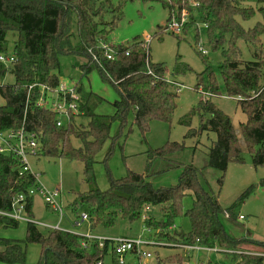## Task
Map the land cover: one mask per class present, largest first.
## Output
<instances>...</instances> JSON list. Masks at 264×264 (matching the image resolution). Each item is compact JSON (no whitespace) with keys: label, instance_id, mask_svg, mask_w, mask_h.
<instances>
[{"label":"trees","instance_id":"obj_1","mask_svg":"<svg viewBox=\"0 0 264 264\" xmlns=\"http://www.w3.org/2000/svg\"><path fill=\"white\" fill-rule=\"evenodd\" d=\"M113 1L0 0V55H6V35L16 34L12 52L14 62L9 67L0 63V78H4L7 73L14 78L13 85H0V97L4 101V105L0 106V130L21 126L29 86L45 84L56 87L59 84L57 73L60 57H84L86 63L80 66L82 78H87L91 72L96 71L102 83L114 88L118 99L112 103L113 115L95 113V106L91 103L93 94L84 92L77 83L74 86L83 102L80 109L87 122L77 124L76 119H72L67 126L57 128L52 114L34 107L33 101L38 92V88H34L29 93L31 103L26 111L25 126L28 131L39 134L42 155L82 164L83 182L90 189L77 195L74 208H86L90 230L111 229L117 219L130 224L142 221L146 214L145 208H158L161 220H156L150 214L142 221L146 228L160 232L156 235L158 240L163 238L183 245L219 247L232 251L225 255H229L234 264H264V257L233 254L242 245L264 248V243L230 237L219 219V215L223 213L230 221L236 222V209L247 199L252 188H248L233 204L223 209L217 196L201 185L198 179L201 172L192 165L183 166L174 186L155 189L148 181L149 169L153 164L183 151L184 142H167L159 148H149L145 152L143 174L127 169L125 177L117 180L109 178L107 190L100 191L95 187L96 157L108 140H111V145L104 155V161L110 154L112 140L116 137L110 135L114 122H119L122 127L127 113L132 110L133 123L144 135L151 121L170 123L176 108V96L165 83L164 65L151 62L148 46L143 40L134 39L126 47L112 46L117 52L113 60L103 57L99 45L105 44L106 36L121 21L123 5L127 0L120 1L116 6ZM142 1L159 2L168 11V19L174 10L179 13L188 4V0ZM193 2L197 4L199 13L203 14L199 20L206 26L208 45L213 51L219 50L222 57L218 64V83L211 66L198 53L205 63V69L196 75L195 90L205 84L203 89L210 98L220 95L222 90L225 97L236 99L237 107L246 117V122L239 125L245 150L253 167L264 166V62L256 58L257 61L243 63L237 46L239 41H243L246 47L254 46L259 42V37L264 35V27L259 23L245 31L238 22L248 21L253 17V13L244 8L245 3H255L258 6L264 5V0ZM260 14L264 21L261 11ZM105 16L110 17L109 22L105 20ZM184 28L187 29V26ZM74 34L77 37L76 44H72ZM89 49L97 56V62H92L87 52ZM148 70L156 78L148 75ZM97 99L99 102L101 98ZM197 109L200 113L199 131L216 134V140L208 150L207 166L222 173L218 179L220 186L228 164H244L245 159L230 118L217 109L210 99L202 101ZM193 113L192 111L183 117L179 124L188 127ZM188 135L190 131L187 132L186 136ZM72 139L79 145L74 146ZM33 185L32 176L18 175L16 158L0 154V211L9 212L12 196L25 193ZM187 193L192 198V205L183 211L182 200ZM25 215L32 218V198H26ZM181 217L189 221L190 230L187 233L179 228L171 229ZM18 223L0 216V227L4 229H16ZM81 240L78 234L55 229L42 234L36 225L27 223L23 240H0V264H25L26 248L31 244L38 245L40 249L35 264H96L98 261L103 264L105 256H109L117 264L115 256L108 253V241L103 249H99L96 243L83 249Z\"/></svg>","mask_w":264,"mask_h":264},{"label":"rangeland","instance_id":"obj_2","mask_svg":"<svg viewBox=\"0 0 264 264\" xmlns=\"http://www.w3.org/2000/svg\"><path fill=\"white\" fill-rule=\"evenodd\" d=\"M122 0H114L116 6ZM261 6L263 9H261ZM244 8L253 13V17L248 21H239L241 27L248 31L256 23L264 27L262 15H264V5L255 3H245ZM199 8L193 0H188V4L177 13L172 15L180 20L185 18L187 29L179 34L166 31L168 20V11L162 7L159 2L127 0L123 5L122 19L116 28L110 32L105 39V44L113 47H126L134 39L144 40L150 37L148 44L149 56L152 63L164 65V78L175 84L182 86L179 93H175L174 86L168 85L170 91L175 94V110L170 123L161 121H151L147 132L143 135L134 125L133 112L130 110L125 123L121 127L119 122H114L111 126L110 135L116 136L113 139L110 154L104 161V155L108 151L111 140H108L101 152L96 157L94 165V174L98 190L108 189L109 178L121 179L125 177L126 170L129 169L136 173H144L146 164L145 152L149 148L156 149L167 142H184L185 149L179 153L169 155L165 161L156 162L149 169L151 184L153 188H168L177 183L178 176L183 166L192 165L200 170L198 177L201 185L209 192L217 196L221 208L226 209L233 204L239 196L248 188H252L247 199L236 209V215L242 216V221L232 222L223 213L219 219L223 224L225 232L235 239H249L264 243V166L253 167L249 154L246 152L242 137L239 131V125L246 122V117L237 107L236 99L225 97L222 90L220 95L210 98L208 92L203 87L195 90L196 75L201 74L205 69V63L202 62L198 54L201 48L206 54L201 55L211 66L212 73L220 83L218 64L221 62V52L213 51L208 45L206 27L199 19L203 14L199 13ZM264 17V16H263ZM106 21H110L109 16H105ZM260 27V26H259ZM258 27V28H259ZM16 40V34L8 33L6 35V51L4 54L10 55L13 52V44ZM77 37L74 34L72 44H76ZM113 46V47H112ZM241 51V61L260 60L264 62V35L259 37V42L254 46L246 47L243 41L237 43ZM253 53V54H252ZM86 60L82 56L68 55L59 59L58 79L59 83L69 87L77 83L84 92L93 94L91 103H93L94 112L99 115L111 116L114 113L112 103L118 99L114 88L106 83H102L96 71L91 72L87 78H82L80 66L85 64ZM186 68H189L188 70ZM186 69V70H185ZM264 73V68L262 70ZM14 78L7 73L4 78H0V85H13ZM97 97L100 99L98 102ZM213 105L227 115L235 133L238 137L239 145L242 149V155L245 159L244 164L229 163L223 174L222 184L219 186L218 179L222 173L213 170L207 166L208 150L216 140V134L211 131H199L200 118L197 111L202 101L208 100ZM4 105L0 97V106ZM190 125L185 127L179 124V121L191 112ZM207 116L204 117L206 119ZM86 117L76 118V123L86 124ZM190 131V135L187 132ZM72 144L78 146L79 143L72 139ZM145 155V156H143ZM31 171L39 175L38 182L46 189H60L61 197L59 199L62 209V217L48 209L41 197L35 194L32 198V218L35 222L48 223L50 225L58 224L60 231L73 234H84L90 232L94 235H100L106 239L116 237L129 238H148L153 239L154 235L146 231L142 221L151 214L156 220H161V211L158 208L145 209L142 221L132 224L125 220L117 219L115 225L107 230H90L88 222L80 223L81 214H87L84 207L74 208V203L78 194H84L90 189L83 182L82 164L75 161H67L53 157H47L42 154L31 157L29 160ZM192 205V198L189 193L182 200L183 211L188 210ZM88 215V214H87ZM59 222V223H58ZM79 222V223H77ZM27 223L20 221L16 229H4L0 227V240L13 239L23 240L25 238ZM42 234H46L49 229L37 226ZM179 228L184 233L189 232L190 224L187 218L181 217L171 229ZM157 231V230H155ZM158 232H155V240L161 242V246H149L147 251L151 254V259L147 262L136 260L134 256L127 255L124 258V264H234L229 255L223 253H207L204 251L192 252L190 256L180 246L178 242L172 240H158ZM160 239V238H159ZM240 249L234 251L235 255H254L260 257L264 255V248H256L251 245H242ZM217 251H221L216 247ZM2 248L0 247V251ZM224 250V249H222ZM40 249L38 245L31 244L26 248L25 264H35L39 258ZM167 258L172 259V261ZM103 264H114L109 256L103 258Z\"/></svg>","mask_w":264,"mask_h":264},{"label":"built area","instance_id":"obj_3","mask_svg":"<svg viewBox=\"0 0 264 264\" xmlns=\"http://www.w3.org/2000/svg\"><path fill=\"white\" fill-rule=\"evenodd\" d=\"M197 6V4H195ZM186 24L185 18L180 20L176 19L172 14L167 20L166 23V31H171L172 33L179 34L183 32L184 26ZM206 27V26H205ZM150 37H146L143 41L145 44H149ZM100 51L103 53V57L106 60H113L117 55L116 50H113L107 44L99 45ZM200 53L206 54L201 48L199 49ZM88 54L91 57L92 62H97V56L93 54L91 49H89ZM14 62L13 54L10 55H0V63L6 67H9ZM148 75L156 78L153 73L148 70ZM166 84L170 86H174L175 93L180 92V88L182 86L175 84L170 80H165ZM34 88H38V92L33 101V105L36 109L46 111L54 116V122L57 128H63L70 124L72 119H76L81 117L83 111H81V106L83 102L77 89L75 86H65L59 83L56 87H51L48 85H31L27 88V97L23 110V119L21 126L19 128H11L0 130V154L5 156H11L18 160V175H30L34 178V185L26 190L25 193H19L12 196L10 200V211L3 212L0 211V216L7 217L11 220L26 223H32L36 226H40L35 222L31 221L25 215V201L26 198H33L35 194H38L43 200L45 206L56 213L59 217V221L62 217V209L60 204V189L49 190L44 188L39 182L38 178L40 177L37 174H34L31 171V166L29 160L31 157H36L41 154V145H40V136L38 133L33 131H28L25 126V118L26 111L28 109L30 100V91ZM209 96V94H208ZM146 210L148 208H145ZM80 223L87 222L88 216L87 214H81L79 217ZM238 221H242L243 217L238 216ZM77 222V223H79ZM59 223V222H58ZM45 227V226H43ZM174 227V226H173ZM50 230H59L58 224L55 227H45ZM147 232H151V234L155 235V232L149 228H146ZM82 240L80 245L83 249H87L91 244L96 243L99 249H103L105 242L108 241V253L115 256V260L117 264H124V258L127 255H132L136 260H142L143 262H147L151 259V254L147 251L149 246H161L163 245L161 242L153 239H144L141 237L136 238H127V237H116L112 239H106L102 236L94 235L92 233H86L80 235ZM182 247L186 252L190 251H204L207 253H216L220 252L223 254H230L232 251L222 250L217 251L216 248H206L200 246H190V245H182ZM260 257H264L261 255ZM96 264H102L101 261H98Z\"/></svg>","mask_w":264,"mask_h":264},{"label":"crops","instance_id":"obj_4","mask_svg":"<svg viewBox=\"0 0 264 264\" xmlns=\"http://www.w3.org/2000/svg\"><path fill=\"white\" fill-rule=\"evenodd\" d=\"M73 86H74V85H73ZM143 156H145V155H143ZM150 180H151V177H150V174H149V179H148V181L151 182ZM60 197H61V195H60ZM32 215H33V213H32ZM33 216H34V215H33ZM31 221L35 222L33 218H31ZM35 223L38 224L37 222H35ZM38 225H40L39 227H43V226L46 227V226H47V227H51V228H52V227H55L57 224H56V225H50V224H48V223H39ZM45 227H44V228H45ZM47 229H48V228H47ZM86 233H90V232H85L84 234H86ZM81 235H82V234H81ZM98 236H100V235H98ZM127 238H129V237H127ZM193 246H197V245H193ZM192 252H197V251L193 250V251L187 252V255L190 256ZM216 253H220V252H216Z\"/></svg>","mask_w":264,"mask_h":264}]
</instances>
